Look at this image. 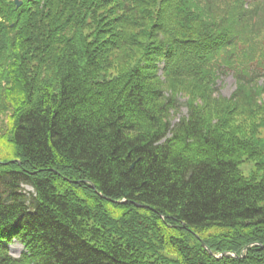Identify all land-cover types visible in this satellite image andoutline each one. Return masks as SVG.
I'll use <instances>...</instances> for the list:
<instances>
[{
    "label": "trees",
    "instance_id": "trees-1",
    "mask_svg": "<svg viewBox=\"0 0 264 264\" xmlns=\"http://www.w3.org/2000/svg\"><path fill=\"white\" fill-rule=\"evenodd\" d=\"M244 1L0 0V264H264V0ZM175 79L206 87L176 122Z\"/></svg>",
    "mask_w": 264,
    "mask_h": 264
},
{
    "label": "rangeland",
    "instance_id": "rangeland-1",
    "mask_svg": "<svg viewBox=\"0 0 264 264\" xmlns=\"http://www.w3.org/2000/svg\"><path fill=\"white\" fill-rule=\"evenodd\" d=\"M152 5L156 4L155 0H151ZM146 8H149V5L147 4ZM120 58V57H119ZM172 87L177 90V93H183L184 96H188L187 91H189L188 84H193L191 91H196L198 93L204 94L206 87L204 85H201L197 83L196 81H193L191 79H175L171 81ZM4 90L0 88V149L7 150V148L10 150L11 147H8L5 145L7 142L6 139H4V134L7 133L8 129H10L12 117L14 114V105L13 102L7 98L5 90L7 89L6 81H3ZM236 88V82L232 74L224 75L221 77V79L218 81V93H220L222 96H231ZM190 92V94L196 93V92ZM214 95H218L214 92ZM182 101H185V98H182ZM186 107L183 106L182 114H185ZM264 135V131L262 132ZM11 144V142H9ZM240 170L244 175H251L254 171H256V165L251 160H245L240 164ZM10 250L11 254L13 256H19L21 252L23 251V246L18 240H14L10 244Z\"/></svg>",
    "mask_w": 264,
    "mask_h": 264
},
{
    "label": "water",
    "instance_id": "water-1",
    "mask_svg": "<svg viewBox=\"0 0 264 264\" xmlns=\"http://www.w3.org/2000/svg\"><path fill=\"white\" fill-rule=\"evenodd\" d=\"M203 245L206 247V244L203 242ZM209 250V249H208Z\"/></svg>",
    "mask_w": 264,
    "mask_h": 264
},
{
    "label": "bare ground",
    "instance_id": "bare-ground-1",
    "mask_svg": "<svg viewBox=\"0 0 264 264\" xmlns=\"http://www.w3.org/2000/svg\"><path fill=\"white\" fill-rule=\"evenodd\" d=\"M124 201V200H123Z\"/></svg>",
    "mask_w": 264,
    "mask_h": 264
}]
</instances>
